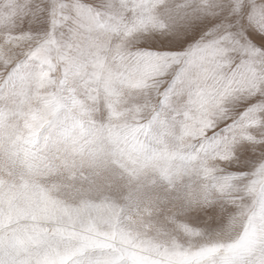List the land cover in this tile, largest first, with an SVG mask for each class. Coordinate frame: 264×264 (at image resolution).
<instances>
[{"label": "snow or ice", "instance_id": "snow-or-ice-1", "mask_svg": "<svg viewBox=\"0 0 264 264\" xmlns=\"http://www.w3.org/2000/svg\"><path fill=\"white\" fill-rule=\"evenodd\" d=\"M0 264H264V0H0Z\"/></svg>", "mask_w": 264, "mask_h": 264}]
</instances>
